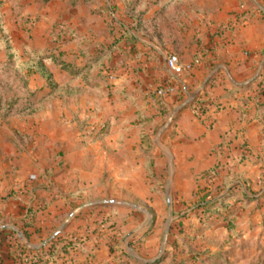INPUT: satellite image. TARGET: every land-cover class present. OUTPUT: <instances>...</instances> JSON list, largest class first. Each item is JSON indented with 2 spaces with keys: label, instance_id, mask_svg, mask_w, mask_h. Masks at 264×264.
Instances as JSON below:
<instances>
[{
  "label": "crops",
  "instance_id": "0c3cea01",
  "mask_svg": "<svg viewBox=\"0 0 264 264\" xmlns=\"http://www.w3.org/2000/svg\"><path fill=\"white\" fill-rule=\"evenodd\" d=\"M59 27L74 36L56 42ZM2 33L22 58L51 49L62 63L44 60L59 86L50 94L42 75L28 76L30 89L46 95L43 108L0 115V264L17 262L13 230L32 249L55 235L82 237L61 264L152 261L183 239L202 250L188 264H215L211 256L218 262L224 252L246 264L247 247L264 249V113L254 105L264 99V0H0V59ZM107 45L94 85L63 66ZM170 52L200 62L174 73ZM194 97L205 98L209 123ZM215 163L216 175L200 176ZM226 175L248 179L254 196L233 202L232 229L220 216L195 234L193 211L177 218L180 234L170 229L173 209L184 212L198 186Z\"/></svg>",
  "mask_w": 264,
  "mask_h": 264
},
{
  "label": "trees",
  "instance_id": "16d2710c",
  "mask_svg": "<svg viewBox=\"0 0 264 264\" xmlns=\"http://www.w3.org/2000/svg\"><path fill=\"white\" fill-rule=\"evenodd\" d=\"M67 28L59 27L57 30L53 31V39L58 43H63L70 39L72 36L61 37L62 34H66ZM2 39L5 42V56L0 59V115L2 117H7L13 114L19 113H30L33 111L40 110L45 106L43 99L46 95L38 96L37 91L31 90L28 86V76L37 72L42 75L46 81V84L50 87V92L52 93L59 86L54 83L50 71L46 68L44 60L48 58H54L58 63H62V60L57 57L51 49L43 51H31L28 58H22L16 51L13 50L8 36L2 33ZM111 46H104L94 53L85 54L84 64H64L72 76H81L82 79L90 85L95 84V80L102 75V72L107 69L106 65L103 63L104 59L109 57L111 53ZM258 83L264 80V70L258 75ZM205 98L194 97L192 102L196 105L201 106ZM216 107H218V104ZM255 113H264V99L257 100L254 103ZM202 120V118H201ZM107 125L103 124L97 131L96 136L102 135L106 131ZM220 142L217 147L221 146ZM147 165L149 169V175L154 177L155 174L151 170L152 159L149 155H146ZM218 172V163L204 169L200 176L211 179ZM251 184L248 179L240 178L238 181H233L228 179L227 175L225 178L218 182L212 183L207 182L203 186H198L195 194H198L197 200L193 205L188 206L184 212L177 211L173 209V214L176 217L170 225V229L179 224L177 218L185 216L187 212L193 211V213L198 218V224L194 225L192 230L195 234H202L208 228H210L215 219L220 216L227 218V228L230 230L233 228L231 224V216L234 213L236 206H233L234 201H241V205L246 204L248 201L254 198L250 194ZM252 192V191H251ZM36 208L30 203L24 208L22 219H24V225L28 224L31 220V215ZM109 217H104L101 219V223L107 225V220ZM177 234L182 232V227L177 226ZM2 227L1 229H4ZM148 231V230H147ZM145 231V232H147ZM22 232L26 239L29 237V233L25 227L22 228ZM13 233L16 237L13 246L18 251L17 262L15 264H61L67 263L69 257L66 254L76 248L81 246L83 238L67 235L64 238L57 237L55 235L48 240L45 245L40 248L32 249L27 246L24 239L20 238ZM145 234V233H144ZM140 239L142 237H139ZM190 238V237H188ZM183 245L177 247L173 245V251L170 253L169 249H165L159 257L152 261H138L137 264H188L190 260L199 259L202 250H194L192 245L188 243L187 239H183ZM219 254L211 256V262H217ZM117 264H123L121 260ZM256 264H264V255L261 261Z\"/></svg>",
  "mask_w": 264,
  "mask_h": 264
},
{
  "label": "built area",
  "instance_id": "2783aa9c",
  "mask_svg": "<svg viewBox=\"0 0 264 264\" xmlns=\"http://www.w3.org/2000/svg\"><path fill=\"white\" fill-rule=\"evenodd\" d=\"M245 18V15H242L241 19L244 20ZM61 37H66V34H62ZM165 62L167 67L174 73H189L192 71L193 66L200 62V58L196 57L190 61H182L176 52H170L166 55ZM108 75L110 77L113 76L111 73H109ZM169 88L171 87L169 86ZM195 110L200 118H202L207 123L210 122L209 117L206 116V112L203 105H196Z\"/></svg>",
  "mask_w": 264,
  "mask_h": 264
},
{
  "label": "rangeland",
  "instance_id": "374dc122",
  "mask_svg": "<svg viewBox=\"0 0 264 264\" xmlns=\"http://www.w3.org/2000/svg\"><path fill=\"white\" fill-rule=\"evenodd\" d=\"M245 251H246V254L250 256V258L245 261L246 264H256L261 261V258L264 255V249H262L260 252L256 251V248L254 245L247 247ZM226 259H227L226 254L224 252L223 254L220 255L219 261L215 262V264H235V261L233 258L231 260H226Z\"/></svg>",
  "mask_w": 264,
  "mask_h": 264
},
{
  "label": "water",
  "instance_id": "95a60500",
  "mask_svg": "<svg viewBox=\"0 0 264 264\" xmlns=\"http://www.w3.org/2000/svg\"><path fill=\"white\" fill-rule=\"evenodd\" d=\"M167 203H168V205H170V199L169 198L167 199Z\"/></svg>",
  "mask_w": 264,
  "mask_h": 264
}]
</instances>
